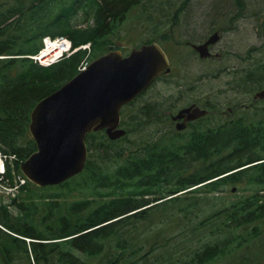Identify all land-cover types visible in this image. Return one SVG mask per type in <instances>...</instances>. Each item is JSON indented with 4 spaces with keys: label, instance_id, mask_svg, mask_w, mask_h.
Listing matches in <instances>:
<instances>
[{
    "label": "trees",
    "instance_id": "1",
    "mask_svg": "<svg viewBox=\"0 0 264 264\" xmlns=\"http://www.w3.org/2000/svg\"><path fill=\"white\" fill-rule=\"evenodd\" d=\"M88 2L93 5L90 14L94 17V27L81 40H75L73 47L90 43L91 53L79 50L50 67H43L26 56L36 55L46 37L69 36L64 29L70 27L67 22L64 24L62 16L63 11H68L66 0H15L12 3L3 0L0 4V149L17 157L15 169H8L11 182L14 175L24 177L20 164L37 150L33 139L21 146L27 138L35 106L74 78L84 61L117 50L110 45L111 36L143 0H77L74 4L77 7L72 9L86 10ZM135 102L122 109L123 124L124 111ZM95 133L99 132L90 133L87 140L91 138L96 142L100 137ZM182 149L186 154L179 156L178 151ZM143 153L144 157L127 156L125 164L110 174L92 157L83 172L58 186L40 188L28 181L17 194L19 197L12 199L11 206L16 213L0 205V226L15 234L0 228V264H20L23 256L28 264L32 261L34 264H90L86 260L114 254L115 238L117 247L126 251L133 244L130 235L127 237L128 228L149 219L145 210H138L152 204L136 197H145L154 191L159 193L160 183L165 178L177 181L169 191L168 196L173 197L147 209L155 207L156 210L167 201H179L177 194L184 189H193V192L203 189L200 194L206 196L226 186L238 187L239 191L248 187L253 190L229 205L222 202L216 209L199 210L205 218L198 228L201 231L210 227L212 234L197 248L189 249V256L181 254L182 259L187 256L181 264L213 262L227 253L230 236L249 228L256 231L255 224L264 220V118H257L255 123L249 118L219 121L206 133L193 135L185 146L167 148L152 144ZM173 154L178 158L174 159ZM106 159L107 155L101 157L102 161ZM198 160H203L205 166L201 171L188 174L190 162ZM100 188H108V195L119 197L92 200L67 196V191L83 194L95 191L101 195L96 191ZM56 189L59 191L51 194L39 193ZM162 200L160 194L154 203ZM23 238L30 240L29 247ZM157 249L154 246L145 255ZM140 250L142 248L136 252ZM123 262L141 264L139 260H126L124 254L107 264Z\"/></svg>",
    "mask_w": 264,
    "mask_h": 264
},
{
    "label": "rangeland",
    "instance_id": "2",
    "mask_svg": "<svg viewBox=\"0 0 264 264\" xmlns=\"http://www.w3.org/2000/svg\"><path fill=\"white\" fill-rule=\"evenodd\" d=\"M76 1L66 0L68 11H63L62 14L64 24L67 22L70 27L64 30L69 34L67 38L72 44L75 40H81L94 27V17L90 14L93 8L91 2L87 3L86 10L76 11L72 9ZM1 2L3 0H0V4ZM76 7L75 5L74 8ZM215 32L220 37L210 50L214 56L211 59H201L189 44H202ZM153 42L161 44L172 60V73L159 78L142 98L136 99L134 106L124 111L122 128L128 132L124 138L112 143L105 132H99L95 133L100 137L96 142L91 138L87 140L91 154L89 158L94 157L107 174L124 165L129 156L144 157V149L152 144L167 148L185 146L193 135L206 133L202 129L214 127L219 121L232 122L249 118V121L255 123L257 118H264V100L253 99L257 91L264 90V0H143L110 38L111 47L121 50L124 55H129L134 48ZM42 50H45L44 45ZM88 52L91 53V47ZM72 54L73 52L65 53L60 61ZM26 57L32 59V56ZM94 60L90 58L88 62L84 61L79 70ZM204 60L209 61L202 62ZM37 63L41 65L39 61ZM194 102H208L207 107L212 108L211 114L185 132H176L172 122L168 123L166 115ZM229 109H234L232 115H229ZM159 118L161 122L156 121ZM29 140L32 137L28 132L21 146H25ZM178 153L179 156L186 154L184 149ZM7 155L12 156L9 153ZM106 155L107 159L102 161L101 157ZM172 156L174 159L178 158L175 154ZM204 166L203 160L191 161L187 173L201 171ZM176 182V179L165 178L160 183L159 193L154 191L145 197H136L144 198L152 204L138 210H145L149 219L128 228L130 232L127 237L130 235L133 244L126 251L117 247L118 240L115 238L112 245L114 254L108 253L101 258L86 261L90 264H107L119 254H124L126 260H139L141 264H181L190 255L189 249L197 248L212 234L210 227L201 231L198 228L205 218L199 210L206 207L216 209L222 202L229 205L253 191L249 187L239 191L238 187L226 186L206 196L207 194H200L203 189L195 190L198 192L184 189L177 194L179 201L170 200L167 202H174L160 204L156 210L155 207L147 209L171 199L173 196H168L169 191ZM234 189L235 192H232ZM58 191L56 189L39 193L51 194ZM96 191H100L101 195L95 191L88 194L67 191V196L72 194L71 199L90 197L92 200L119 197L108 195V188ZM188 191L191 192L187 193ZM160 194L164 200L154 203ZM14 198L16 197L0 190V205L8 206L11 212L16 213L11 206ZM255 226L256 231L249 228L230 236L227 253L209 264H264V220ZM6 232L15 235L7 230ZM23 239L29 247L28 238ZM154 246L158 249L145 255ZM139 248L142 250L136 252ZM132 251L135 252L130 254ZM181 254L187 256L182 259ZM24 257L20 264H28Z\"/></svg>",
    "mask_w": 264,
    "mask_h": 264
},
{
    "label": "water",
    "instance_id": "3",
    "mask_svg": "<svg viewBox=\"0 0 264 264\" xmlns=\"http://www.w3.org/2000/svg\"><path fill=\"white\" fill-rule=\"evenodd\" d=\"M218 40L216 33L193 48L206 58L211 55L208 47ZM170 72L169 57L158 42L134 48L126 56L112 50L92 61L33 109L29 132L37 150L20 164L24 177L43 188L58 186L83 172L89 159L87 136L105 130L110 140L124 137L122 109ZM253 99L264 100V90ZM194 108L180 111L174 120L188 121L207 113Z\"/></svg>",
    "mask_w": 264,
    "mask_h": 264
},
{
    "label": "built area",
    "instance_id": "4",
    "mask_svg": "<svg viewBox=\"0 0 264 264\" xmlns=\"http://www.w3.org/2000/svg\"><path fill=\"white\" fill-rule=\"evenodd\" d=\"M61 44V43H59ZM55 45V44H54ZM72 45L69 44V47L67 48V50H65L64 52H62L60 55L58 56H53L50 62H45L43 63V59L44 56L46 55L45 53L42 55H36V56H32L31 58L37 62L39 61L41 63V65L45 66V67H49L52 66L53 64L60 62V59L64 56L65 53L68 52H73L74 50H72ZM88 67V65L84 66L80 71L85 70ZM17 157L15 155H7L5 154L1 149H0V190L3 193H6L9 196L12 197H16L17 194L19 193V191L24 188L27 185L28 180L25 177L22 176H15L14 175V180L13 182H11V180L9 179L8 176V167H10V165L13 164L14 160H16ZM14 174V173H13Z\"/></svg>",
    "mask_w": 264,
    "mask_h": 264
},
{
    "label": "flooded vegetation",
    "instance_id": "5",
    "mask_svg": "<svg viewBox=\"0 0 264 264\" xmlns=\"http://www.w3.org/2000/svg\"><path fill=\"white\" fill-rule=\"evenodd\" d=\"M216 33H218V32H215L214 34H216ZM214 34H212V36L214 35ZM211 37V36H210ZM220 37V36H219ZM207 42V41H206ZM206 42H204V43H206ZM204 43H202V44H204ZM189 44V43H188ZM202 44H189L190 46H192L193 47V45H202ZM216 43H214L213 45H215ZM213 45H211V46H209V53H210V50H211V48H212V46ZM164 49V48H163ZM117 50H119V49H117ZM197 52V51H196ZM198 53V52H197ZM124 54V53H123ZM168 55V54H167ZM198 55H199V53H198ZM126 56V55H125ZM200 56V55H199ZM214 55H210V56H207L206 58H202V57H200L201 59H211L212 57H213ZM169 57V56H168ZM217 57H219V56H217ZM169 60H170V66H171V72L169 73V74H171L172 73V70H173V67H172V60L170 59V57H169ZM207 61H209V60H204V61H202V62H207ZM79 73H80V71H79ZM169 74H165V75H163V76H166V75H169ZM163 76H161V77H163ZM161 77H159V78H161ZM158 78V79H159ZM157 79V80H158ZM156 80V81H157ZM155 81V82H156ZM153 85V84H152ZM151 85V86H152ZM150 86V87H151ZM149 87V88H150ZM149 88L145 91V92H143L140 96H138L137 98L139 99V98H142L144 95H145V93L149 90ZM136 98V99H137ZM134 100V101H137V100ZM134 101H132V102H134ZM131 102V103H132ZM130 103V104H131ZM203 103H205V102H202L201 104L200 103H190V104H188V105H186V106H184L183 108H181V109H179L178 111H176L175 113H171V112H169L168 113V115H166V118H167V121H168V123H170V121L172 122V126L175 128V131L176 132H178V133H183V132H185L186 130H188L191 126H194V125H196V124H199L200 122H202V121H204L206 118H208L209 117V115L211 114V111H210V108H211V106H210V108L209 107H207L208 106V102L206 103V104H203ZM129 105V104H128ZM197 107V108H200L201 110H205V111H207V113L205 114V115H203V116H201V117H199V118H195V119H190V120H188V121H186L184 118L183 119H180V120H174V117L175 116H177L178 115V113L180 112V111H182V110H184V109H191L192 108V110L191 111H193L194 109H196V108H194V107ZM212 109V108H211ZM229 111V115H232L233 113H234V109H229L228 110ZM157 122H161V119L159 118V119H157L156 120ZM183 123H185V127H182L181 126V124H183ZM179 126H181L180 128H179ZM121 128H122V119H121ZM124 129V128H123ZM125 130V129H124ZM209 130V128H207V129H202V131H208ZM126 131V135H127V130H125ZM99 132H101V131H99ZM104 132L106 133V131L104 130ZM107 135V134H106ZM125 135V136H126Z\"/></svg>",
    "mask_w": 264,
    "mask_h": 264
},
{
    "label": "bare ground",
    "instance_id": "6",
    "mask_svg": "<svg viewBox=\"0 0 264 264\" xmlns=\"http://www.w3.org/2000/svg\"><path fill=\"white\" fill-rule=\"evenodd\" d=\"M59 43H61V44H59ZM69 44H71L73 47L71 40H69L67 37H56V38L46 37L43 39V45L45 47V50H42L43 49V46H42L41 50L36 55H39V54L42 55L45 53L46 55L44 56V59L42 61H43V63H45V62L48 63L52 60L51 58L53 56H58L62 52L67 50V48L69 47ZM89 44H85V45H82L78 48H75V50L73 51V54H75L77 50L78 51L79 50H87V51L90 50L91 44L90 45ZM208 51H209V47H208ZM36 55H34V56H36ZM16 161H17V159L14 160L13 164L11 165V168L8 167L9 170L15 169V162ZM0 228L4 229L2 226H0ZM29 241L30 240L28 239L27 242H29Z\"/></svg>",
    "mask_w": 264,
    "mask_h": 264
}]
</instances>
